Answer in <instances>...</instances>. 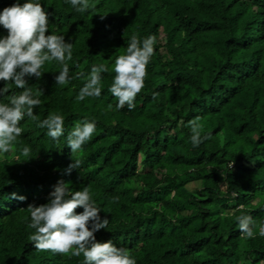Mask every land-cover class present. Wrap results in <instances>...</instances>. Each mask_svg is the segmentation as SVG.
<instances>
[{
  "label": "trees",
  "instance_id": "16d2710c",
  "mask_svg": "<svg viewBox=\"0 0 264 264\" xmlns=\"http://www.w3.org/2000/svg\"><path fill=\"white\" fill-rule=\"evenodd\" d=\"M16 2L0 0V12ZM37 2L48 13L47 34L73 44L68 83L56 84V61L45 62L40 79L28 78L34 94L43 90L34 114L62 115L64 135L53 140L25 116L13 151L0 154V264H83L82 254L39 251L29 239L28 205L46 204L60 180L72 191L90 188L109 221L97 241L128 249L136 264L264 260V0H89L84 13L70 0ZM133 34L154 35V53L134 109L117 110L114 64ZM94 65L108 69L101 96L79 101ZM8 85L0 103L23 91ZM196 117L209 138L193 147ZM85 119L96 130L72 154L66 138ZM72 159L81 166L69 175ZM240 215L256 221L253 238L241 236Z\"/></svg>",
  "mask_w": 264,
  "mask_h": 264
},
{
  "label": "clouds",
  "instance_id": "9594fccd",
  "mask_svg": "<svg viewBox=\"0 0 264 264\" xmlns=\"http://www.w3.org/2000/svg\"><path fill=\"white\" fill-rule=\"evenodd\" d=\"M71 6L78 12L84 13L89 8V0H70ZM48 13L37 0H29L20 4L19 0L0 12V26L7 31V35L0 38V81L4 87L0 88V96L9 92L8 82L16 88L23 89L19 94L8 96V103H0V154L13 151L14 144L21 136L23 129L20 122L25 116L36 122L38 128H46L47 136L59 140L64 135V117L57 113H50L42 121L34 114V108L40 105L38 98L43 95L42 89L35 94L28 86V78H41V68L47 61H56L61 70L55 77L57 85L69 82V67L67 61L72 59L73 44L62 35L48 33ZM156 37L149 35L143 40L133 34L126 48V52L119 55L114 64L115 76L109 91L117 99V110L127 105L129 110L135 107V98L144 88L147 76V66L154 53ZM108 71L104 65H94L87 82L80 89L77 100L86 97L99 98L101 96V73ZM83 74L78 73L72 79H79ZM111 109L112 105L109 104ZM199 117L189 122L191 127V144L198 147L208 136H201ZM96 130L95 121L85 119L77 123L67 136V146L72 154L82 150ZM30 146L22 148V155L29 157ZM18 158V157H17ZM65 170L71 174L81 166L79 159L73 160ZM12 199L21 202L24 196L11 195ZM245 206L239 205L237 210ZM82 208L81 213L77 209ZM31 223L29 228L35 229L29 239L39 251L67 254L84 257L83 264H136L135 258L126 248H118L111 240L99 242L95 233L105 229L108 219L100 216V208L93 200L90 188L83 187L79 191L70 190V183L58 181L54 191L49 194L48 202L42 205L29 204ZM241 236L253 238L256 221L249 215L236 217ZM259 235L264 237V224L259 225ZM259 264H264L261 260Z\"/></svg>",
  "mask_w": 264,
  "mask_h": 264
},
{
  "label": "rangeland",
  "instance_id": "374dc122",
  "mask_svg": "<svg viewBox=\"0 0 264 264\" xmlns=\"http://www.w3.org/2000/svg\"><path fill=\"white\" fill-rule=\"evenodd\" d=\"M194 185H196V184H191L190 186L193 187Z\"/></svg>",
  "mask_w": 264,
  "mask_h": 264
}]
</instances>
